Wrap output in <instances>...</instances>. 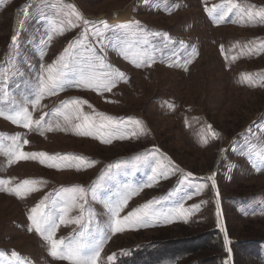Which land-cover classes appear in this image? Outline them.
Wrapping results in <instances>:
<instances>
[{
  "label": "rangeland",
  "instance_id": "obj_1",
  "mask_svg": "<svg viewBox=\"0 0 264 264\" xmlns=\"http://www.w3.org/2000/svg\"><path fill=\"white\" fill-rule=\"evenodd\" d=\"M127 10L132 19L109 18ZM86 27L101 36L83 37ZM74 41L69 83L49 93L46 69ZM93 56L97 74L114 76L110 90L76 83ZM83 115L112 125L78 134ZM154 167L166 175L146 186ZM80 187L82 225L60 223ZM128 189L121 217L153 200L152 212L192 211L113 233L110 206ZM46 196L40 211L64 241L55 257L48 229L29 220ZM102 236L96 264H264V0H0V264H73L65 245L88 257Z\"/></svg>",
  "mask_w": 264,
  "mask_h": 264
},
{
  "label": "snow or ice",
  "instance_id": "obj_2",
  "mask_svg": "<svg viewBox=\"0 0 264 264\" xmlns=\"http://www.w3.org/2000/svg\"><path fill=\"white\" fill-rule=\"evenodd\" d=\"M89 22L85 21V24L87 25ZM138 24V22H136ZM75 27V25H73ZM107 27V25H105ZM121 28L125 29H131L133 27L132 24H122L119 25ZM91 31L92 35L96 37L101 36V31L98 28L93 27L92 29L85 28V32L81 35L83 37H87V33ZM17 40L16 36L12 37V41L15 42ZM79 41H74L68 45V47L64 50V52L61 54V56L58 59V62L54 65H49L46 69L47 71V77L44 79V87L49 93H55L57 90H61L64 88L66 83H69L64 79V71L68 69V57L71 53L72 49L74 47H77L79 45ZM195 54V53H194ZM95 57H90L88 60V69L81 72L80 79L76 82L78 85H83L86 87H95V88H102L104 90H110V85L113 83L114 76L112 74H106V75H99L96 73L95 68L96 64L94 63ZM135 62V61H134ZM103 62L101 61L99 64V67H103ZM139 66V65H138ZM150 66V64H149ZM123 76V74H120ZM36 103H39V100L36 101ZM75 105H79L80 103H87L86 101H80L79 99H76L72 102ZM78 111V108H77ZM102 115V114H101ZM25 119L28 120V123H25V127H29L32 123L30 115H26ZM43 119V117H41ZM112 119L111 117H104L103 122L100 124H97L93 117L88 115H83V124L77 125L78 134L81 135H92L94 131L99 132L100 129H107L111 127L112 125ZM35 123H39V121H36ZM137 123H139L137 121ZM213 135H216V133H212ZM121 139L124 137L121 136ZM103 142H110L108 139H104ZM206 142V141H205ZM24 143H27L25 140ZM39 155L40 157H43L45 154H28L21 152L20 157L21 158H28L31 156V158L35 159ZM41 162L43 163L44 160L42 159ZM161 167V166H158ZM175 169H173L174 171ZM167 172V168H162L161 171H158L157 168H152V175L149 176V184L146 186H151L152 182H155L158 177H165ZM192 173L189 172L186 174V179L192 177ZM207 179L212 180V186L215 188V179L214 177H208ZM29 181H25L24 184H28ZM206 185L201 184L196 191H201ZM137 190L136 189H128L124 194L121 195V197L110 206V212L112 214V223L110 225L111 231L113 233H120L126 230V228L129 227H146L150 226L152 221H159L164 220L165 222H173L171 217L173 215L179 216L181 218L185 217L188 213L192 211V209H185L183 205L181 204L179 207L170 210L168 213H156L150 211L151 205L157 203V201H149L146 204H144L141 208L135 209L132 212H129L126 216L121 217L120 212L123 210V208L127 205L128 200L130 199L131 195L135 194ZM217 196H219V192L217 191ZM49 197H45L44 200H42L40 203H38L35 207L31 209L32 215L29 216V220L32 222V224L35 226V230L39 233H43L45 229H48V235L47 239L51 240V254L55 257L58 255V245H62L64 243L63 240L57 241L56 239H53V233L57 227L56 219L53 215L44 213L41 210L42 205H44L45 201L48 200ZM86 199V190L83 187H80L78 189H74L73 192L66 197L65 200V207L61 209V212L63 213L60 216V223L68 224V223H74L76 225H82L83 220V209H84V201ZM197 207V206H194ZM218 207V214H219V205ZM72 208H78L81 210V215L76 216L72 219H67L66 214L72 209ZM39 214V215H37ZM82 236L83 233H80ZM104 238L103 236L101 239L95 244L93 254L88 257H83L81 255V250L83 248V244L81 243H69L65 245L67 250V255L64 257L66 259H69L73 261V264H96L97 258L100 256L99 248L103 244ZM228 238L225 236V243L227 244ZM109 260L114 259V257H109Z\"/></svg>",
  "mask_w": 264,
  "mask_h": 264
},
{
  "label": "bare ground",
  "instance_id": "obj_3",
  "mask_svg": "<svg viewBox=\"0 0 264 264\" xmlns=\"http://www.w3.org/2000/svg\"><path fill=\"white\" fill-rule=\"evenodd\" d=\"M27 12H28V8H27V6H21V7L18 9V12H17V20H16V26H17V21H18V19H19V18L21 19V18L26 17ZM132 17H133V15H131V14H130V11L127 10V11H123L121 14H112V16H110L109 18H111L112 21H124V20H128V19H132ZM20 23H21V20H19V25H20ZM211 130H212L213 133H216V135L220 138V132H219V131L215 130L214 127H212ZM211 173L214 175L213 172H211ZM211 173L207 174V176H208V177H211V176H212ZM210 181L212 182V180H210ZM215 184H216V182H215ZM216 188H217V191L219 192V188H218V185H217V184H216ZM218 197H220V192H219V196H217V198H218ZM219 199H220V198H219ZM217 202H218V199H217ZM221 203H222L221 200H220V202L217 203V206L219 205V214H218V218H219L220 226H221L222 230H224L225 222H224V225H223L222 220L224 219V214H223V219H222V215H221V211H220V210L222 209V211H223V206H222ZM220 205H221V209H220ZM217 208H218V207H217ZM226 235H227V238H228V241H229V242L227 243V246L230 248L229 250H230L231 253H232L231 242H230V240H229V237H228V233H227V231H226ZM228 263H229V264H232V259H228Z\"/></svg>",
  "mask_w": 264,
  "mask_h": 264
},
{
  "label": "water",
  "instance_id": "obj_4",
  "mask_svg": "<svg viewBox=\"0 0 264 264\" xmlns=\"http://www.w3.org/2000/svg\"><path fill=\"white\" fill-rule=\"evenodd\" d=\"M31 5V3H30V1H29V3L28 4H26V6H27V8L29 7ZM208 178V177H207ZM209 181H210V179H209ZM214 190H215V195L217 196V188L215 187L214 188ZM220 209H221V205H220ZM221 211V214H223V212H222V209L220 210ZM223 225H224V221H223ZM224 232H225V236H227L226 235V226L224 225V230H223ZM233 260V259H232ZM233 264V263H232Z\"/></svg>",
  "mask_w": 264,
  "mask_h": 264
},
{
  "label": "trees",
  "instance_id": "obj_5",
  "mask_svg": "<svg viewBox=\"0 0 264 264\" xmlns=\"http://www.w3.org/2000/svg\"><path fill=\"white\" fill-rule=\"evenodd\" d=\"M227 232H228V230H227ZM229 235H230V234H229V232H228V236H229ZM259 255H260V257L263 258L262 248L259 249Z\"/></svg>",
  "mask_w": 264,
  "mask_h": 264
}]
</instances>
